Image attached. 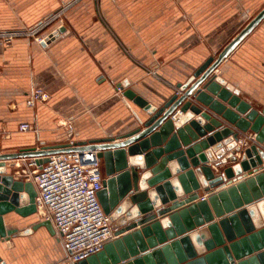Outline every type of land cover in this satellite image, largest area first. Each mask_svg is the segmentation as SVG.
I'll return each mask as SVG.
<instances>
[{"label": "crops", "instance_id": "obj_1", "mask_svg": "<svg viewBox=\"0 0 264 264\" xmlns=\"http://www.w3.org/2000/svg\"><path fill=\"white\" fill-rule=\"evenodd\" d=\"M263 8L264 0H0V34L28 31L54 15L40 34L62 28L46 46L30 36L0 40V154L117 138L141 127L148 115L124 90L162 106ZM213 74L253 107L264 105V21ZM33 87L48 99L28 107ZM22 123L36 132L19 131ZM5 169L13 176L12 161ZM39 222L36 213L4 216L17 233L0 240V264H67L54 229L18 234Z\"/></svg>", "mask_w": 264, "mask_h": 264}, {"label": "water", "instance_id": "obj_2", "mask_svg": "<svg viewBox=\"0 0 264 264\" xmlns=\"http://www.w3.org/2000/svg\"><path fill=\"white\" fill-rule=\"evenodd\" d=\"M261 21L264 8L162 106L124 90L148 115L124 136L1 153L0 240L17 233L6 228V214L36 213L32 183L6 174V162L92 149L105 176L97 197L116 237L76 264H264V105L253 107L213 74ZM248 132L254 139L240 145ZM38 226L54 233L40 221L18 234Z\"/></svg>", "mask_w": 264, "mask_h": 264}, {"label": "built area", "instance_id": "obj_3", "mask_svg": "<svg viewBox=\"0 0 264 264\" xmlns=\"http://www.w3.org/2000/svg\"><path fill=\"white\" fill-rule=\"evenodd\" d=\"M57 17L50 16L28 31L0 34V40L8 44L15 37L30 36L46 46L60 33V27L46 34L40 33ZM120 90L117 88V91ZM47 99L48 94L33 87L27 94L25 104L33 107ZM18 130L36 132L30 123L20 124ZM252 139L254 134L249 133L238 143L247 146ZM66 146L74 147L76 143L69 139ZM12 162L15 167L13 176L32 183L36 193V215L40 221H48L52 225L63 246L67 264H76L96 254L106 242L116 237L109 215L104 213L97 197L105 179L97 150L55 153L49 155L46 162H39L38 158H20ZM207 196L208 193H205L197 200H205Z\"/></svg>", "mask_w": 264, "mask_h": 264}, {"label": "rangeland", "instance_id": "obj_4", "mask_svg": "<svg viewBox=\"0 0 264 264\" xmlns=\"http://www.w3.org/2000/svg\"><path fill=\"white\" fill-rule=\"evenodd\" d=\"M18 37H21V36H18ZM18 37H15V38H18ZM15 38H13V39H15Z\"/></svg>", "mask_w": 264, "mask_h": 264}]
</instances>
